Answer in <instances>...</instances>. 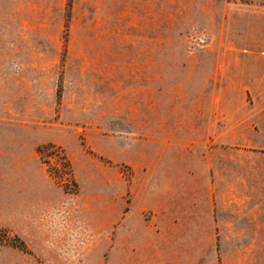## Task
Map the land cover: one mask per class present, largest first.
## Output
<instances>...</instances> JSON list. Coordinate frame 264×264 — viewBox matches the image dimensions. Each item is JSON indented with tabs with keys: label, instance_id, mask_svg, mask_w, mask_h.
I'll use <instances>...</instances> for the list:
<instances>
[{
	"label": "rangeland",
	"instance_id": "rangeland-1",
	"mask_svg": "<svg viewBox=\"0 0 264 264\" xmlns=\"http://www.w3.org/2000/svg\"><path fill=\"white\" fill-rule=\"evenodd\" d=\"M255 223L264 0H0V264H264Z\"/></svg>",
	"mask_w": 264,
	"mask_h": 264
},
{
	"label": "crops",
	"instance_id": "crops-1",
	"mask_svg": "<svg viewBox=\"0 0 264 264\" xmlns=\"http://www.w3.org/2000/svg\"><path fill=\"white\" fill-rule=\"evenodd\" d=\"M213 211V210H212ZM213 215V214H212ZM212 218H213V216H212ZM187 219H188V217H187ZM192 220H194L193 218H192V215L189 217V219H188V221H189V225L190 224H192ZM194 222V221H193ZM193 225H195V223H193ZM253 226H254V228H253V233H254V235L255 234H261V233H263L262 231H263V229H264V227L263 228H261L262 226H261V224H259V225H257L256 223H255V225L253 224ZM214 227H213V220H211V222H210V231L209 232H207V234H209L210 236L208 237L209 239H212L213 238V234H214ZM147 230H145V232H146ZM228 233H226V232H222V231H220L219 230V233H217V234H224L225 236L226 235H232V237L231 236H227V238L228 239H230V238H232V239H239L240 237L239 236H236V235H239V233H240V228H237V229H232V230H229V231H227ZM145 236H146V234H145Z\"/></svg>",
	"mask_w": 264,
	"mask_h": 264
}]
</instances>
